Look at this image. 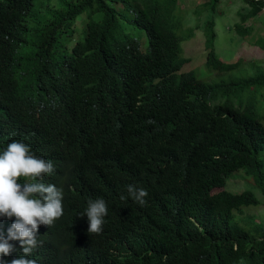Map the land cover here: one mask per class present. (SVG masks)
<instances>
[{"label": "trees", "instance_id": "1", "mask_svg": "<svg viewBox=\"0 0 264 264\" xmlns=\"http://www.w3.org/2000/svg\"><path fill=\"white\" fill-rule=\"evenodd\" d=\"M32 1L0 0V150L31 113H40L33 109L50 99L53 88L41 66L45 49L65 40L79 14L93 34L72 60V89L58 108V117L71 119V125L40 134L60 141L54 155L64 162L62 172L54 167L53 180L65 194L72 192L68 185L81 189L32 255L41 264H264V221L251 217L245 225L236 219L238 207L258 203L254 194L210 191L240 170L264 194V161L256 156L264 147V124L256 103L242 95L252 85L264 88V67L216 81L201 80L191 69L179 72L188 60L179 42L192 35L193 24L182 21L178 0H65L66 8L44 10ZM241 1L248 6L237 11L230 27L242 35V23L262 10L264 0ZM217 2L202 1L196 13L213 10ZM125 22L144 31L146 52L121 33ZM213 25L209 18L202 26L210 47L203 65L218 73L240 64L244 70L249 62L218 58ZM251 44L264 51V36ZM29 75L39 81V96L26 110L23 99L30 102L31 88L26 84L23 92V86ZM129 184L158 197L157 203L168 198L171 204L152 205L150 234L144 244L131 243L140 249L112 255L115 234L106 220H122L126 208L138 209L128 194L120 199ZM99 197L109 209L101 238L76 237L75 250L65 240L57 248L85 201Z\"/></svg>", "mask_w": 264, "mask_h": 264}, {"label": "clouds", "instance_id": "2", "mask_svg": "<svg viewBox=\"0 0 264 264\" xmlns=\"http://www.w3.org/2000/svg\"><path fill=\"white\" fill-rule=\"evenodd\" d=\"M61 2L62 5L59 7L42 4L40 10L62 6L63 9L68 6L65 0ZM74 19L70 22L72 31L65 36V40H62L60 44L57 40L55 45H49L43 54L41 66L45 68L46 75L50 78L49 86L53 88L50 99L33 109L32 112L39 111L40 113L37 115L31 113L29 123L26 125L21 123L15 137L5 146L4 150H0V264H41L32 255L33 251L41 245L44 236H50L49 232L45 231L51 230L50 227L55 221L62 217L65 205L72 203L81 189L73 191L72 185H68L72 192L65 194L57 181L53 180L56 178L53 174L54 167L62 172L64 162L63 157L54 155V149L58 147L60 141L40 136L41 131L56 133L62 127H69L72 122L67 117L59 118L58 108L72 89L73 79L70 67L72 60L80 55L79 49L84 40L93 35L85 30L84 22L76 38H73ZM122 30V34L136 41L139 50L137 40L125 32L123 27ZM203 42L205 44V41ZM178 71L180 72V69ZM26 84L31 88L30 102L26 103L23 99V103L26 110H29L35 106L39 96V81L33 75L27 76L23 92ZM249 90L252 91L251 88ZM79 99L82 100V97ZM257 102L255 101L256 108ZM257 110L264 115V112H260L258 108ZM254 111L257 116H260L256 110ZM28 141H31L30 145L25 144ZM238 177L241 179L248 177L252 180L249 176ZM222 187L220 188L223 189ZM126 191L120 199L125 200L128 194V197L137 203L138 209L135 212L126 208L122 220H106L104 218L109 209L105 200L101 197L89 198L72 224L63 230L66 232L62 233L64 237L56 243L57 248L63 245L65 240L67 246L74 249L76 237L85 240L100 239V233L106 220L111 232L115 234L109 248L112 255L121 248L129 249L132 253L140 249L142 246L135 248L131 246V243L141 241L144 244V237L150 234L152 228L149 220L152 217V205L167 207L171 203L168 198L157 203L158 197L153 195L147 197L149 195L147 190L133 184L127 185ZM100 242L101 240L99 244ZM55 256L61 259L59 253Z\"/></svg>", "mask_w": 264, "mask_h": 264}, {"label": "rangeland", "instance_id": "3", "mask_svg": "<svg viewBox=\"0 0 264 264\" xmlns=\"http://www.w3.org/2000/svg\"><path fill=\"white\" fill-rule=\"evenodd\" d=\"M204 0H178L177 5L180 8L179 14L186 25L193 24L192 35L190 37L182 38L180 45L182 47V53L189 60L180 67V71L193 70L194 75L204 81H216L227 77L228 75H242V74H254L256 66L264 67V51L257 46L251 44L252 40L256 36H264V27L262 21L264 19V7L262 10L251 18H247L242 25L247 28L246 34L235 33L231 29V24L237 21V11H242L248 4L241 0H218L216 7L213 10L202 9L196 13L197 5ZM49 4L54 7L62 5L61 0H33V7L38 10L41 9V5ZM96 20L98 16H91ZM212 18L214 25L213 30L215 32V38L213 41V50L217 53L220 60L224 62H234L240 58L242 61L249 62L245 65V69L241 70L242 64L237 69L229 72L218 73L206 68L203 63L205 60V53L210 49L209 46L204 44V37L202 33V26L205 19ZM86 19L83 14H79L74 19L72 28L74 29L73 38L78 35L83 23ZM125 32L133 36L137 42L139 50L142 52L147 51V39L142 29L135 26L124 23L122 25ZM230 27V28H229ZM179 35L183 33H178ZM59 44L62 40H58ZM253 86L255 89L257 86ZM252 86L247 88L242 95H247L245 100H249L254 104L258 101L257 108L260 112H264V88L252 89ZM252 89L250 91L249 89ZM258 112L257 108L254 106ZM260 115V121L264 124V115L258 112ZM257 159L262 163L264 161V147L258 149L256 153ZM240 170L233 172L232 176L225 180V184L222 187L225 190L231 192H239L241 190H250L258 203L256 205L240 206L238 209L240 212L236 213V219L242 224H247L248 218H254L255 220L264 221V194L260 189L255 186L250 178L245 177L241 179L239 174ZM221 188H215L211 190V193L217 192ZM264 224V223H263Z\"/></svg>", "mask_w": 264, "mask_h": 264}, {"label": "bare ground", "instance_id": "4", "mask_svg": "<svg viewBox=\"0 0 264 264\" xmlns=\"http://www.w3.org/2000/svg\"><path fill=\"white\" fill-rule=\"evenodd\" d=\"M45 135H43V138H46V137H44ZM12 139V138H11ZM30 143H31V141H28V142H26L25 144H27V145H30Z\"/></svg>", "mask_w": 264, "mask_h": 264}]
</instances>
